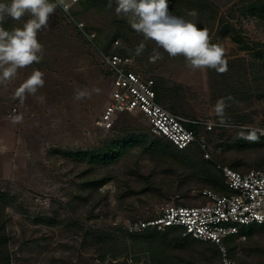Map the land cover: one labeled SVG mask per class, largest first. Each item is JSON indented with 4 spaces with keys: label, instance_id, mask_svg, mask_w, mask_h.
<instances>
[{
    "label": "rangeland",
    "instance_id": "374dc122",
    "mask_svg": "<svg viewBox=\"0 0 264 264\" xmlns=\"http://www.w3.org/2000/svg\"><path fill=\"white\" fill-rule=\"evenodd\" d=\"M207 1L212 6L168 0V7L223 48L224 63L215 68L192 69L183 55L171 57L131 26L130 14L117 10L118 0H83L69 13L51 0L57 7L37 32L43 58L10 79L2 76L7 65H0L6 172L0 176V236L7 239L11 264H149L150 242L124 224L152 219L165 204L202 203L205 189L222 192L221 183L206 178L211 172L197 149L153 155L144 141L113 163L92 158L123 138L150 137L138 115L116 117L110 131L97 125L110 92L102 52L133 56L155 77L168 109L223 122L224 128L208 135L212 162L240 172L264 170V0ZM31 18L5 17L0 28L11 32ZM34 70L43 74V86L20 93ZM80 92L85 95L78 99ZM14 108L18 116L4 120ZM103 179H109L104 186L90 185ZM224 244L238 264L264 262V227H241V235ZM153 245H166L178 264H222L214 246L182 249L171 238Z\"/></svg>",
    "mask_w": 264,
    "mask_h": 264
},
{
    "label": "built area",
    "instance_id": "2783aa9c",
    "mask_svg": "<svg viewBox=\"0 0 264 264\" xmlns=\"http://www.w3.org/2000/svg\"><path fill=\"white\" fill-rule=\"evenodd\" d=\"M53 1L69 13L74 4L83 0ZM119 45L116 41L114 48ZM101 59L109 78L110 92L109 103L97 121L100 128L109 131L116 117L138 115L147 122L151 135L165 138L180 151L196 146L204 159L213 161L207 137L192 128L199 127L211 133L224 128L223 122L189 119L165 107L158 99L155 77L139 68L133 56L102 52ZM18 113L14 108L4 120H14ZM215 164L223 175L228 193L205 189L201 192L202 203L193 206L165 204L156 217L126 223L124 229L133 234L176 229L184 238L216 246L222 264H238L224 240L241 235V227L264 226V170L240 172L221 163ZM246 239V236L239 238L240 241Z\"/></svg>",
    "mask_w": 264,
    "mask_h": 264
},
{
    "label": "clouds",
    "instance_id": "9594fccd",
    "mask_svg": "<svg viewBox=\"0 0 264 264\" xmlns=\"http://www.w3.org/2000/svg\"><path fill=\"white\" fill-rule=\"evenodd\" d=\"M56 7L51 0H0V22L5 17L19 20L26 13L32 17L22 28L11 32L0 28V65H7L2 73L4 79L13 77L18 68L38 63L43 58L38 55L42 51V45L37 40V32L47 25ZM117 10L130 14L131 26L146 38L155 41L171 57L183 55L192 69L215 68L224 63L223 48L210 43L208 31L199 28L194 20L172 14L168 0H118ZM189 15L195 17L196 13L191 12ZM142 47L143 45L137 52ZM43 84V74L34 70L19 91L34 94ZM84 95L85 93L80 92L77 98Z\"/></svg>",
    "mask_w": 264,
    "mask_h": 264
},
{
    "label": "trees",
    "instance_id": "16d2710c",
    "mask_svg": "<svg viewBox=\"0 0 264 264\" xmlns=\"http://www.w3.org/2000/svg\"><path fill=\"white\" fill-rule=\"evenodd\" d=\"M189 1L198 2V3H205L208 6H212V4L207 0H189ZM156 89L158 92V99L163 104V102L166 101V96L164 97V99H162V97L160 95L161 94V87L158 85L157 81H156ZM171 111L174 113H177L176 109H172ZM192 129H194L198 134H202L203 129H201L199 127H193ZM111 130H114V127ZM210 134H213V132L206 134V137H207V140L209 143H210V141L208 139V135H210ZM149 135H150V137H146V136H139V137L133 136V137H131L130 136V137L123 138L119 141H115L113 143V145H110L108 147L109 150L106 153L93 156L92 158L100 160L104 164L113 163V162H116L119 159H121L123 157L124 153L127 151V149H129L131 146L141 144L144 141H146L149 144V145H146L144 147V150H146L149 153H153V155L158 154V155L168 156L171 154L175 155V153H177V152L183 153V152H187V151L197 149L201 153V154H198V156H199V158H201V161H203V163H202L203 168L206 167L207 170L211 172L210 175L208 174L206 176L208 181L210 183H212L213 185H216V183L213 182V180L221 183L222 192H218V190L216 191L213 189H211V190L218 192V193H221V194L227 193V189H226L225 184H224V178H223L222 173L217 169L214 162L204 159V156L198 147L195 146V147L189 148L185 151H180L178 149L176 150V148L173 146V144L170 143L165 138L153 136L150 134V132H149ZM230 168H232V167H230ZM232 169H234V168H232ZM234 170H236V169H234ZM108 181H109V179H103V180H99V181H95L93 183H90V185L93 187L104 186L105 184H107ZM4 200H5V196L0 194V206L3 205ZM259 227H264V226H259ZM136 236H137V238H140L142 240L149 241L151 244L150 247L145 251V253L147 254V258L150 261L149 264H178L176 261L173 260L172 256L169 254L166 245H161V246L153 245V242L158 240V239L166 241L169 238H171V243L173 245H175L177 248H182V249L207 246V245L214 246V245L209 244V243L197 241V240L190 238V237L184 238L181 236V233L176 229H168L164 233H160V232H157L155 230H147L142 234H136ZM6 244H7L6 237L0 236V264H11L10 258L7 256V254L4 250V247L6 246ZM214 247L217 248L216 246H214ZM218 253H219V251H218ZM219 256H220V253H219ZM220 258H221V256H220ZM182 264H194V263L188 262V263H182ZM207 264H213V263L209 262Z\"/></svg>",
    "mask_w": 264,
    "mask_h": 264
},
{
    "label": "crops",
    "instance_id": "0c3cea01",
    "mask_svg": "<svg viewBox=\"0 0 264 264\" xmlns=\"http://www.w3.org/2000/svg\"><path fill=\"white\" fill-rule=\"evenodd\" d=\"M58 5V4H57ZM3 96H5L4 95V92L2 93V94H0V108H1V110H3V106L1 105L2 103H3V100H4V97ZM2 99V100H1ZM166 107V106H165ZM178 114V113H177ZM181 115V114H180ZM185 117V116H184ZM190 119V118H189ZM195 120V119H194ZM197 120V119H196ZM4 130H5V128H4V126H2V125H0V151H2L3 150V147H4V139L2 138L3 137V135H4ZM0 154H2V153H0ZM1 160H2V162L4 161L3 159H1V156H0V176H2V175H5V162H1ZM2 164H3V166H2Z\"/></svg>",
    "mask_w": 264,
    "mask_h": 264
}]
</instances>
